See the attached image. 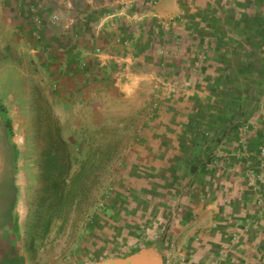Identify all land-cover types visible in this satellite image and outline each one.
<instances>
[{"label": "rangeland", "instance_id": "374dc122", "mask_svg": "<svg viewBox=\"0 0 264 264\" xmlns=\"http://www.w3.org/2000/svg\"><path fill=\"white\" fill-rule=\"evenodd\" d=\"M261 6L254 22L264 18ZM184 18L181 6L154 33L140 29V39H152L149 46L134 48L125 40L130 31L117 30L110 49L130 59L124 68L141 72L136 92L117 85L113 73L92 81L82 72L70 76V60L50 56L56 48L42 45L43 59L53 65L37 79V93L18 95L19 85L0 93L9 162L21 173L33 211L25 264H98L142 251L155 252L162 264L181 262L182 233L173 237L171 228L200 174L203 183L229 184V195L245 185L254 189L258 205L264 180L250 187L247 172L264 175V78L253 79L248 96L237 90L225 96L217 79L182 78V45L174 47L180 33L170 28ZM3 38L0 31V59ZM94 48L101 63L104 49ZM5 87L0 78V92ZM246 97L247 109H228Z\"/></svg>", "mask_w": 264, "mask_h": 264}, {"label": "crops", "instance_id": "0c3cea01", "mask_svg": "<svg viewBox=\"0 0 264 264\" xmlns=\"http://www.w3.org/2000/svg\"><path fill=\"white\" fill-rule=\"evenodd\" d=\"M262 3L261 0H0V31L4 37L0 78L6 82L0 93L9 94L11 85H19L15 87L21 91H17L18 95L37 93V79L53 65L43 59L42 45L56 48L57 52L50 56L70 60V76L82 72L92 81L113 73L117 85L136 92L141 72L135 71L137 66L131 70L129 66L124 68L123 62L130 59L110 49L115 47L117 30L130 31V37L124 39L132 47L142 43L149 46L152 39H140V29L154 33L157 24L176 15L182 6L184 23L170 28L174 35L176 30L180 33L174 47L182 45V55L179 54L182 78H195L200 84L217 79L219 92L225 96L234 94V90L248 96L253 79L260 75L264 78V18L257 22L252 18L257 12L260 14ZM54 16L60 21L55 23ZM35 18L42 20L41 26ZM95 27L99 34L92 32ZM94 47L104 49L102 64L91 55ZM45 62L49 64L46 67ZM124 77L128 82L123 85ZM16 78L18 81H14ZM249 103L246 97L242 102L229 103L228 109L244 111ZM6 145L10 153L9 138ZM255 159H250V163L254 164ZM20 174L10 162L7 166L0 164V264H25L26 223L33 211ZM200 176L197 175L195 188L182 199V213L171 228L173 237L182 233L178 237L182 257L175 256L181 262L176 258L173 264H264V185L260 193L262 204L257 205L258 194L254 189L245 185L229 195V184L203 183ZM236 189L233 186V191ZM234 238L239 240L236 244Z\"/></svg>", "mask_w": 264, "mask_h": 264}, {"label": "water", "instance_id": "95a60500", "mask_svg": "<svg viewBox=\"0 0 264 264\" xmlns=\"http://www.w3.org/2000/svg\"><path fill=\"white\" fill-rule=\"evenodd\" d=\"M98 264H162V260L153 251H142L136 256L124 261H113Z\"/></svg>", "mask_w": 264, "mask_h": 264}, {"label": "built area", "instance_id": "2783aa9c", "mask_svg": "<svg viewBox=\"0 0 264 264\" xmlns=\"http://www.w3.org/2000/svg\"><path fill=\"white\" fill-rule=\"evenodd\" d=\"M35 21L37 22L38 26H41L42 24V20L39 18H35ZM53 21L54 22H58L59 21V17L58 16H54L53 17ZM98 53H100L99 50H97ZM259 151H260V155L261 157H263L264 159V134L262 135L261 138V145L259 147ZM263 166H264V162H263ZM264 180V175L263 174H256L254 171L249 170L247 172V181L250 187H255L256 184H258L260 181ZM262 201L261 199L258 200V205H261ZM235 239V238H234Z\"/></svg>", "mask_w": 264, "mask_h": 264}, {"label": "flooded vegetation", "instance_id": "af4514ba", "mask_svg": "<svg viewBox=\"0 0 264 264\" xmlns=\"http://www.w3.org/2000/svg\"><path fill=\"white\" fill-rule=\"evenodd\" d=\"M0 116H1V112H0ZM0 124L2 125V120H0ZM5 126V130H6V125ZM7 137L5 138V135L2 133L1 131V127H0V164L2 165V163H5V160H7V162H9V157H7V155L9 156V152L7 149Z\"/></svg>", "mask_w": 264, "mask_h": 264}, {"label": "trees", "instance_id": "16d2710c", "mask_svg": "<svg viewBox=\"0 0 264 264\" xmlns=\"http://www.w3.org/2000/svg\"><path fill=\"white\" fill-rule=\"evenodd\" d=\"M57 174H58V172H57Z\"/></svg>", "mask_w": 264, "mask_h": 264}]
</instances>
